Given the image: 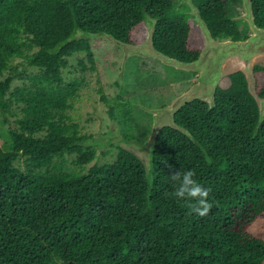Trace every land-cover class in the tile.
<instances>
[{"label": "trees", "instance_id": "16d2710c", "mask_svg": "<svg viewBox=\"0 0 264 264\" xmlns=\"http://www.w3.org/2000/svg\"><path fill=\"white\" fill-rule=\"evenodd\" d=\"M192 1L214 39L247 37L226 0ZM178 8L175 0H0V112L5 124L18 116L8 151L0 150V264H264V119L254 134L259 113L242 72L220 80L214 107L195 99L176 112L191 137L160 130L149 178L120 147L113 161L92 163L91 136L69 114L81 82L65 81L68 59L84 54L94 69L102 42L78 34L106 32L135 44L147 15L156 19L155 49L190 62L203 37ZM252 10L264 28V0H252ZM15 59L37 72L20 74ZM254 77L264 97L263 65ZM17 79L29 83L13 87ZM109 112L114 117L115 107ZM122 112L121 123L133 125L131 107ZM124 136L142 139L136 127ZM189 169L211 189L205 217L191 212L193 201L168 195L171 172Z\"/></svg>", "mask_w": 264, "mask_h": 264}, {"label": "rangeland", "instance_id": "374dc122", "mask_svg": "<svg viewBox=\"0 0 264 264\" xmlns=\"http://www.w3.org/2000/svg\"><path fill=\"white\" fill-rule=\"evenodd\" d=\"M175 2L179 11L187 12L190 15L195 11L192 0H175ZM225 7L231 18L244 13L242 0H226ZM237 22L243 31L242 34L249 36L251 32L246 21L237 20ZM144 28L142 40L131 44L141 46L140 48L122 49L107 39L87 38L102 41L99 43L100 46L94 50V69L84 58V54H76L68 59L69 65L63 70L65 81L78 79L81 82V87L77 92L78 96L74 101V108L69 114L80 125L81 134L91 136L86 143L96 150L97 155L92 163L97 162L98 165H101L113 161L116 148H122L120 145L125 144H118L120 139L125 137L124 132L132 134L134 127H136V131L142 133V139L139 140L146 142L151 134L153 119L151 112L143 106L147 108L161 107L189 90L198 79L199 72L165 64L160 58L148 54L147 51L150 52L149 47L146 46L148 27L144 24ZM77 37L84 38L85 36L80 33ZM81 58H84L87 65V69L84 71L79 65ZM14 64L20 74L31 75L37 72L36 69L24 66L21 59H15ZM23 83L28 84L29 81L17 79L13 82V87ZM103 96L106 97L105 100L102 98ZM126 100H129L127 107ZM113 106L115 115L111 117L109 108ZM129 106L132 109L130 118H132L131 124L133 125L121 123L122 111L128 109ZM17 118V115L9 116V123L5 124L0 112V150L2 151L9 149V130L16 125ZM125 125L128 130L122 128ZM140 127H144V130H139ZM64 159L67 161V165L73 169L72 157L65 155ZM143 160L147 162L148 157L143 155ZM92 163L87 165L83 171H86ZM15 165L24 169L21 158L16 160ZM151 172L152 169L149 167L148 174L151 175Z\"/></svg>", "mask_w": 264, "mask_h": 264}, {"label": "water", "instance_id": "95a60500", "mask_svg": "<svg viewBox=\"0 0 264 264\" xmlns=\"http://www.w3.org/2000/svg\"><path fill=\"white\" fill-rule=\"evenodd\" d=\"M244 13L238 15L232 20H244L246 21L248 28L251 32L249 36L242 40H217L214 39L206 22L201 18L198 8L192 4L195 11L192 12L195 23L198 25L201 35L203 37V48L198 57L190 62L180 61L176 58H172L165 55L155 49L152 37L154 31V24L156 19L144 15V24L148 27V34L146 39V46L149 47L150 52L148 54L158 57L163 63L173 65L175 67H181L183 70L199 72L196 83L184 91L182 94L175 97L169 103L155 108H147L143 106L147 111L151 112L153 119V126L149 139L146 142H142L137 138L123 137L118 142L123 149L133 153L139 158L145 167L146 175L149 178L148 168L151 167L153 171V154L155 148V142L160 130L163 127H172L179 130L183 134L190 136V133L179 126L175 122L176 112L187 103L198 99L206 102L209 108L214 107L215 95L220 80L229 74L235 72H242L246 78L247 86L250 94L254 97L259 118L257 126L254 130L256 134L258 126L264 119V97L257 95L255 90L256 80L254 77V67L262 63L264 66V28L256 25L254 21V15L252 10V0H242ZM76 33V29L73 35ZM84 38H103L114 42L124 48H140L141 46H133L128 43H124L112 35L106 32L87 33L83 32ZM121 76V74H120ZM122 77V76H121ZM191 137V136H190ZM143 155L147 158L146 162L143 160ZM152 174V172H151Z\"/></svg>", "mask_w": 264, "mask_h": 264}, {"label": "clouds", "instance_id": "9594fccd", "mask_svg": "<svg viewBox=\"0 0 264 264\" xmlns=\"http://www.w3.org/2000/svg\"><path fill=\"white\" fill-rule=\"evenodd\" d=\"M196 172L193 169L186 171L175 170L170 174V180L173 182V191L168 193L177 200H191V212L199 217L209 215L213 208L210 201L211 189L203 187L195 178Z\"/></svg>", "mask_w": 264, "mask_h": 264}]
</instances>
